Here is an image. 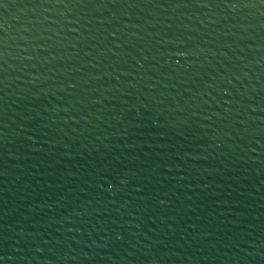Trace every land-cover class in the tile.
<instances>
[{
	"label": "water",
	"instance_id": "water-1",
	"mask_svg": "<svg viewBox=\"0 0 264 264\" xmlns=\"http://www.w3.org/2000/svg\"><path fill=\"white\" fill-rule=\"evenodd\" d=\"M0 61L200 264H264V0H0Z\"/></svg>",
	"mask_w": 264,
	"mask_h": 264
}]
</instances>
